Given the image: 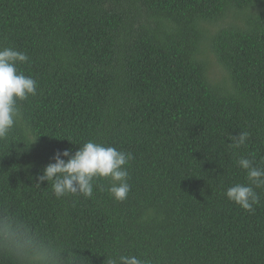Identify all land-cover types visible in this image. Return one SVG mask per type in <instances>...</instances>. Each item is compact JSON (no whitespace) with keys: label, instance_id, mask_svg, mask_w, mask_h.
Listing matches in <instances>:
<instances>
[{"label":"trees","instance_id":"16d2710c","mask_svg":"<svg viewBox=\"0 0 264 264\" xmlns=\"http://www.w3.org/2000/svg\"><path fill=\"white\" fill-rule=\"evenodd\" d=\"M9 47L38 83L18 101L38 140L14 129L0 142V211L80 264H264V188L253 213L225 195L248 183L241 156L264 167V0H0ZM241 131L246 145L229 149ZM87 141L133 154L125 201L101 190L108 179L92 198L39 182Z\"/></svg>","mask_w":264,"mask_h":264},{"label":"clouds","instance_id":"9594fccd","mask_svg":"<svg viewBox=\"0 0 264 264\" xmlns=\"http://www.w3.org/2000/svg\"><path fill=\"white\" fill-rule=\"evenodd\" d=\"M29 60L26 53L11 47L0 49V142L7 141L14 129L23 137L25 146L29 143L31 146L38 140L33 138L30 127L20 123L23 114L18 106V101L37 95V81L17 70L18 63H28ZM230 139L229 149H239L246 145L249 133L241 131ZM133 159L130 152L87 141L74 155L70 149L57 152L55 162L43 169L38 180L40 183L51 182L54 195L60 199L76 193L92 198L97 186L95 181L108 179L110 186L106 189L100 186L101 190H106L116 201L123 202L131 191L127 166ZM236 163L246 172L248 183L229 187L225 195L243 210L253 213L255 206L261 203V196L256 190L264 188V167L255 166L253 160L243 156ZM0 252L10 256L15 264H80V261L72 259V254L63 245L36 232L7 211H0ZM106 262L148 264L147 260L135 255L107 257Z\"/></svg>","mask_w":264,"mask_h":264},{"label":"rangeland","instance_id":"374dc122","mask_svg":"<svg viewBox=\"0 0 264 264\" xmlns=\"http://www.w3.org/2000/svg\"><path fill=\"white\" fill-rule=\"evenodd\" d=\"M212 59V68H211V75L213 78L217 79V80H221L225 74L224 72L221 70V68L215 63V61Z\"/></svg>","mask_w":264,"mask_h":264}]
</instances>
